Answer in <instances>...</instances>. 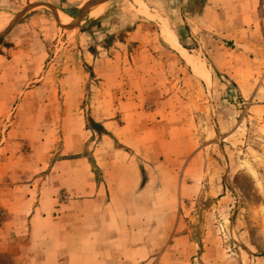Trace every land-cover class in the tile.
Returning <instances> with one entry per match:
<instances>
[{
    "label": "rangeland",
    "instance_id": "rangeland-1",
    "mask_svg": "<svg viewBox=\"0 0 264 264\" xmlns=\"http://www.w3.org/2000/svg\"><path fill=\"white\" fill-rule=\"evenodd\" d=\"M92 1L0 0V264H264V57L205 0Z\"/></svg>",
    "mask_w": 264,
    "mask_h": 264
},
{
    "label": "crops",
    "instance_id": "crops-1",
    "mask_svg": "<svg viewBox=\"0 0 264 264\" xmlns=\"http://www.w3.org/2000/svg\"><path fill=\"white\" fill-rule=\"evenodd\" d=\"M193 18H199L213 33L220 35L224 39L247 41L251 49L259 53L261 57H264V0H205L198 17L196 15ZM49 176L57 178L59 182H69L67 189L71 194L90 191L95 193L97 190L95 175L86 157L55 161ZM57 205L59 203L54 199L49 208L53 209L54 212L58 210ZM37 208L39 209L40 207ZM42 218H44L43 215L39 219ZM53 219L56 220L58 218L54 217ZM50 236H47L45 240L50 241ZM63 236V233H57L56 235L59 239ZM72 240V245L69 248L62 250L56 248L57 250L42 251L40 254L73 258L71 263L61 262L60 264H91V262L88 263L83 258L96 255L108 256L110 254V250L107 247L100 249H95L94 247L92 250L80 248V243L76 239L75 234L72 235ZM34 241L32 234L29 238V244H33ZM92 264L96 263L92 262Z\"/></svg>",
    "mask_w": 264,
    "mask_h": 264
},
{
    "label": "bare ground",
    "instance_id": "bare-ground-1",
    "mask_svg": "<svg viewBox=\"0 0 264 264\" xmlns=\"http://www.w3.org/2000/svg\"><path fill=\"white\" fill-rule=\"evenodd\" d=\"M94 2H96V0L92 1L91 4H89V6H91ZM103 9H104V5L103 4L96 5L95 7H93V9L91 11V14L94 15V16H99V15H101L103 13ZM201 68H204V70H206L204 65H202Z\"/></svg>",
    "mask_w": 264,
    "mask_h": 264
}]
</instances>
